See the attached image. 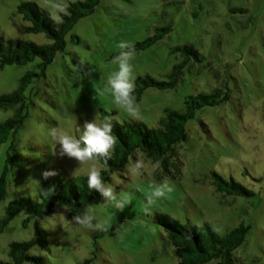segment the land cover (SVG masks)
I'll use <instances>...</instances> for the list:
<instances>
[{
    "label": "rangeland",
    "instance_id": "1",
    "mask_svg": "<svg viewBox=\"0 0 264 264\" xmlns=\"http://www.w3.org/2000/svg\"><path fill=\"white\" fill-rule=\"evenodd\" d=\"M22 1L34 2L49 13L47 0H0V37L5 42L49 43L43 33L25 29L29 22L17 12ZM150 37L153 43L136 49L130 60L134 80L148 74L167 81L172 66L183 59L180 51L172 50L177 45H192L203 60L189 61L173 87L146 88L136 99L140 111L133 118L114 103L110 89L96 96L94 88L105 89L108 77L118 71L112 58L119 53V42L136 45ZM64 38V50L43 76L31 78L23 92L26 117L13 143L24 159L18 164L7 159L11 136L0 143V173L6 167L7 181L0 218L13 197L35 196L45 181L44 171L73 177L78 164L56 155L48 134L51 127L76 136L77 127L96 113L101 118L102 111L118 122L131 119L157 127L164 109L182 111L188 96L220 88L228 98L196 110L185 123L187 139L175 145L179 171L153 173L149 164L142 175H128L126 169L114 172L106 184L114 188L117 202L127 201L123 207L103 200L87 204L93 205L94 223H101L103 231L70 223L66 208L56 205L39 219L50 232V249L36 247L31 253L45 255L46 264H80L86 259L88 264H179L166 232L153 221L154 213L162 212L182 224L208 222L219 235L242 224L246 233L234 252L236 264H264V0H99ZM37 62L1 68L0 94L14 90L26 71H37ZM12 111L0 108V121ZM137 155L150 161L140 151L135 159ZM94 162L102 168L100 162L90 161L75 177L86 175ZM212 171L232 177L252 195L217 192ZM165 178L173 191L156 199L151 214H145L146 197ZM54 213L65 218L51 217ZM25 219L26 214L18 212L0 232V258L6 257L10 241L32 237L34 220Z\"/></svg>",
    "mask_w": 264,
    "mask_h": 264
},
{
    "label": "trees",
    "instance_id": "2",
    "mask_svg": "<svg viewBox=\"0 0 264 264\" xmlns=\"http://www.w3.org/2000/svg\"><path fill=\"white\" fill-rule=\"evenodd\" d=\"M99 0H76L68 2L69 15L63 16V23L54 24L49 18V13L31 1H22L17 5V12L29 22L25 29L32 33H43L50 40L49 43L38 44L33 41L8 39L0 37V69L5 65H24L38 60L35 67L37 71H26L18 80L17 87L7 93L0 94V108L7 111L12 109V114L0 121V143L12 137L7 150V159H12L16 164L23 160L13 143L14 135L21 127L26 113L24 90L31 82L32 77L45 74L47 66L53 61L55 55L65 48V35L72 26L82 17L91 13ZM79 40L78 37H76ZM153 38L137 42L136 49H142L153 43ZM180 51L183 59L174 64L167 74L168 80H158L148 74L138 75L135 82V97L141 98L143 91L148 87L166 89L173 87L182 73V69L189 61L201 62L203 55L190 44L177 45L172 48ZM226 91L215 88L211 92H200L190 95L185 99V108L182 111L166 108L164 115L158 121L157 127H149L137 120H124L118 122L112 119L111 114L102 111L101 118L108 116L112 120L113 133L118 138L112 157L108 160V172H101V178L106 182L111 180L114 172L125 169L129 157L135 159V154L140 151L150 161H161L160 172L171 173L179 171V160L176 157L175 145L187 139L185 123L193 118L194 112L204 106L217 105L228 98ZM204 126V125H203ZM16 159V160H15ZM98 162L104 167V161ZM212 184L217 192L233 196H251L252 191L234 180L232 177L225 179L215 171L211 173ZM52 190L48 195H43L42 190ZM6 167L0 173V200L6 195ZM103 198L96 191L89 190L87 174L75 178L56 175L43 181L37 188L34 197L20 195L13 197L5 206L4 215L0 218V232L9 221L18 213L26 214V221L34 220V231L30 239L12 240L7 245L6 257L0 258V264H46L47 257L42 254L31 253L39 247L49 250V230L42 227L39 219L50 214L56 205L66 208L70 217L82 214L88 203H98ZM153 221L163 228L173 246V252L179 258V264H236L235 250L244 241L246 228L239 224L217 234L210 223L204 222L201 226L195 224H182L177 219L162 212H155ZM86 259L80 264H88Z\"/></svg>",
    "mask_w": 264,
    "mask_h": 264
},
{
    "label": "clouds",
    "instance_id": "3",
    "mask_svg": "<svg viewBox=\"0 0 264 264\" xmlns=\"http://www.w3.org/2000/svg\"><path fill=\"white\" fill-rule=\"evenodd\" d=\"M47 4L49 7V18L54 24L63 23V16L70 14L68 12L70 5L66 0H47ZM117 48L119 53L112 58V63L118 64V71L108 77L105 89L94 88V91L96 96H103L105 90L110 89L114 97V103L124 108L130 117L135 118L139 116L140 109L134 95L136 86L133 79V65L130 64V60L136 55V48L134 43L130 41L119 42ZM76 131L78 135L73 136L55 126L49 129L48 134L56 144V155L76 161L78 167L73 169L71 173L73 178H75L80 166L90 161L102 159L104 161L103 169L98 168L95 162L90 165L87 173V186L89 190L98 192L105 204L112 203L122 208L127 201L120 200L117 202V194L114 188L106 184L101 178L102 171H109L108 160L111 159L118 140L113 133L111 118L108 116L100 118V114L96 113L91 120L86 119L84 121L82 128L77 127ZM149 164L153 173L161 169L160 160L154 162L146 161L142 155H137L135 160L130 156L125 169L128 175H142ZM55 175H57L55 171H44L42 173V177L45 180ZM41 190L43 195H48L52 191ZM172 191L173 188L167 178L155 185L151 195L146 197V203L143 207L145 214H151V208L156 199L166 198L167 193ZM62 207L65 209L64 206ZM92 208L93 205L89 204L82 214L73 216L69 222L92 231H103L104 226L101 223H94L96 218L92 213ZM57 216L61 219L65 218L63 213H54L51 217Z\"/></svg>",
    "mask_w": 264,
    "mask_h": 264
}]
</instances>
